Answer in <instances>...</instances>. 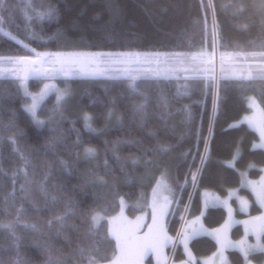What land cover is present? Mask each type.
<instances>
[{"label": "trees", "instance_id": "1", "mask_svg": "<svg viewBox=\"0 0 264 264\" xmlns=\"http://www.w3.org/2000/svg\"><path fill=\"white\" fill-rule=\"evenodd\" d=\"M0 16V56L264 54V0H4ZM58 81L69 94L60 109L54 95L42 103L38 114L47 122L39 127L26 111L30 98L19 80L0 77V264H108L117 245L106 218L119 212L121 198L147 204L165 171L176 189L167 216L172 236L201 213L204 189L225 195L240 184L241 170L252 178L262 172L264 149L253 147L258 133L234 123L249 112V96L264 114V78ZM43 82L30 79V90ZM237 152L235 166H228ZM243 192L252 200L251 214H258L252 194ZM139 211L127 210L131 217ZM96 213L106 218L95 223ZM225 219L223 208L211 207L203 223L216 228ZM242 234L235 226L233 237ZM188 248L201 258L217 244L201 235ZM229 256L244 263L238 251ZM252 258L262 262L264 253Z\"/></svg>", "mask_w": 264, "mask_h": 264}, {"label": "rangeland", "instance_id": "2", "mask_svg": "<svg viewBox=\"0 0 264 264\" xmlns=\"http://www.w3.org/2000/svg\"><path fill=\"white\" fill-rule=\"evenodd\" d=\"M38 53L40 62L35 65L28 63L27 60H37L36 55L24 56L27 59L22 64L15 63L20 57L0 56V77L17 78L20 86L23 84L21 86L23 93L30 98L28 105L32 104L33 97H36L37 114L42 103L51 95L56 98L57 109L63 105L69 94V88L62 85L58 81L59 79L214 77L216 80L219 77L264 78V54L219 56L215 52L213 56H180L164 52L139 54L108 51H46ZM57 57L61 58L63 63L58 62ZM69 61L72 62L73 70L69 69ZM32 78L44 80L40 89L34 92L30 90L29 86V81ZM46 85L47 88H45ZM247 103L249 112L234 125L247 124L255 130L259 135V140L254 143L253 147L264 149V137L260 135V130L264 129L263 110L254 96H249ZM38 118L44 123L36 125L44 126L47 120L42 119L39 114ZM237 157L238 152L232 159L226 161V164L234 167ZM261 170L262 172L257 178L250 176L249 169L241 170L240 184L230 188L225 195L211 189H204L201 213L187 219L174 236L167 231L168 212L173 206L176 196V189L168 171H165L158 179L147 204L142 201L130 203L121 198L120 210L116 215L106 218L102 214L96 213L94 215L95 223L106 218L109 234L117 245V255L108 264H197L198 261L201 264H233L229 252H240L244 260L241 248L249 249V259L252 264H264V261L258 262L252 258L253 254L260 252L255 246L264 245V232H261L259 227L261 222L256 219L264 216V167ZM243 190L252 194L255 203L261 209L258 214H251L252 200ZM164 195H167L170 201L167 214L163 219L164 232L169 239L157 254L151 252L153 236L156 235L152 224V214L155 207L154 202L158 204ZM129 206L140 211L131 217L127 212ZM211 207H220L226 211L224 223L216 228H209L203 223V216ZM238 213H242L243 216ZM237 225H241L243 234L234 238L233 229ZM193 229L198 231L193 234ZM201 235L212 238L217 244V249L209 256L197 258L189 251L188 242L191 238ZM225 244L228 246L225 247ZM182 253L185 255L184 260H180ZM243 264H245V260Z\"/></svg>", "mask_w": 264, "mask_h": 264}, {"label": "snow or ice", "instance_id": "3", "mask_svg": "<svg viewBox=\"0 0 264 264\" xmlns=\"http://www.w3.org/2000/svg\"><path fill=\"white\" fill-rule=\"evenodd\" d=\"M4 2V0H0V5H2ZM56 11V6L53 5L50 12H49V16H52ZM4 21V17L0 16V23H3ZM33 52H35V49H32ZM37 56V60H31L28 59L27 62L31 63L33 65H35L36 63H39V53H36ZM27 58L25 57H20L18 58L15 63L16 64H22L25 62ZM58 62L63 63V61L61 60V58L57 57ZM69 69L73 70L72 67V62L69 61ZM23 86V84L21 85ZM48 86L46 85L45 88H47ZM59 99V97H58ZM217 106V101L214 102L213 104V108L215 109ZM36 107H37V103H36V97H33V102L30 105H26V111L29 112L31 114L32 119L35 121V123L37 125H41L44 122L41 121L38 118V114L36 111ZM260 135L262 137H264V129L260 130ZM205 144L207 146V141H205ZM91 151V150H89ZM201 162L203 163L205 161V157L201 156L200 157ZM198 172L199 169L197 170V172L191 173V182L193 185L196 184L197 182V178H198ZM169 197L167 195L162 196L161 201L157 204L156 202H154L155 207L153 208V214H152V224H153V228H154V233L156 234L155 236H153V242H152V247H151V252L157 253L159 254L160 250L163 248V246L168 242V237L166 235V233L164 232V225H163V219L164 216L167 214V208H168V204H169ZM158 210V211H157ZM62 219V218H61ZM95 219V217H94ZM258 219L261 223L259 225L260 227V231L264 232V216H261ZM247 224V222H246ZM198 230L193 229V234H195ZM228 245L225 244V247H227ZM259 249V251L261 253H264V245H257L255 246ZM241 251L243 252V256H244V260H245V264H252V261L249 259V249L247 248H241Z\"/></svg>", "mask_w": 264, "mask_h": 264}]
</instances>
